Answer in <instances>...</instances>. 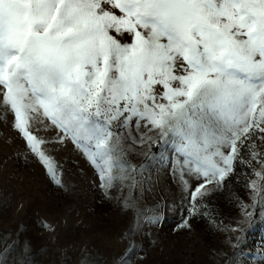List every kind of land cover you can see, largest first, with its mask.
<instances>
[{"label": "snow or ice", "instance_id": "6c2138e0", "mask_svg": "<svg viewBox=\"0 0 264 264\" xmlns=\"http://www.w3.org/2000/svg\"><path fill=\"white\" fill-rule=\"evenodd\" d=\"M0 87L55 183L30 121L43 116L69 134L111 187L124 178L113 168L125 170L112 129L135 118L173 149L181 180L185 170L205 179L195 199L233 171L240 147L264 141V0H0ZM249 154L264 168V155ZM255 203L242 205L246 217Z\"/></svg>", "mask_w": 264, "mask_h": 264}, {"label": "rangeland", "instance_id": "374dc122", "mask_svg": "<svg viewBox=\"0 0 264 264\" xmlns=\"http://www.w3.org/2000/svg\"><path fill=\"white\" fill-rule=\"evenodd\" d=\"M2 101L0 87V264H264V190L249 187L256 181L264 189L253 171L264 176V168L249 154L264 155V141L254 137L253 147H240L233 171L193 199L205 179L185 170L181 180L175 152L143 121L139 130L135 118L112 129L121 137L117 155L125 170L113 168L124 178L107 187L71 136L39 116L29 130L44 141L57 184ZM145 133L153 140L141 143ZM254 197L246 217L242 205Z\"/></svg>", "mask_w": 264, "mask_h": 264}]
</instances>
